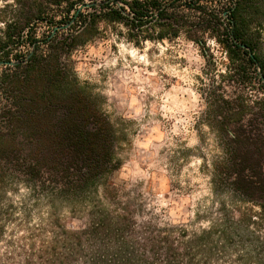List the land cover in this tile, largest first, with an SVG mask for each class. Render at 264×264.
Instances as JSON below:
<instances>
[{
	"label": "rangeland",
	"instance_id": "obj_1",
	"mask_svg": "<svg viewBox=\"0 0 264 264\" xmlns=\"http://www.w3.org/2000/svg\"><path fill=\"white\" fill-rule=\"evenodd\" d=\"M20 17L16 0H0V36L5 22L18 23ZM104 25L86 45L91 44L94 49L103 47L101 57L111 59L118 56L116 44L122 39L141 51L144 41L152 42L148 57L152 62L154 56L160 59L157 75L168 81L164 91L187 85L178 76L160 72L162 65L179 66L178 72L188 68L195 81L192 90L199 97L198 112L180 111L181 106L189 108L184 101L190 97L177 92L175 101L168 105H176L174 112L168 114L173 118L166 119L159 110L163 102L158 97L163 93L153 97L147 91H133L139 85L124 84L115 75L117 71H128L122 68L120 60L114 68H97L95 74L88 72V68L103 64V60L89 57L86 45H77L66 64L80 85L97 98L112 125L115 162L98 189L82 198L10 180L7 192L0 197V264H113L114 259L124 256L154 261L162 253L164 243L184 250L194 236L213 227L219 231L227 220L234 224L242 221L244 228L228 225L231 233L239 232L228 246L224 250L218 248L210 262L195 263L264 264V221L256 225V218L250 221L248 216H256L260 209L244 202L229 185L221 183L231 150L230 137H235L234 128L246 125L264 107L260 87H246L232 77V64L213 38H207L202 47L186 39L183 32L174 37L177 26L162 33V27L152 22L142 33L135 30L129 34L121 32L119 24ZM259 32L260 54L264 56V27ZM161 34L171 40L159 39ZM113 36L116 44L107 43ZM157 43L165 49L163 55L155 47ZM77 66H82L89 79L78 77ZM132 68L153 70L151 63H131L129 69ZM193 69L199 74H192ZM145 75L142 71L141 78ZM148 79L150 83L156 82V77ZM133 96L140 108L139 116L135 107H130ZM178 120L187 123H177ZM223 122L229 127L224 129ZM173 125L176 132L172 131ZM193 139L196 143L189 147ZM143 144L147 148L141 147ZM102 212L106 213L107 232L99 230L102 233L96 235Z\"/></svg>",
	"mask_w": 264,
	"mask_h": 264
},
{
	"label": "trees",
	"instance_id": "obj_2",
	"mask_svg": "<svg viewBox=\"0 0 264 264\" xmlns=\"http://www.w3.org/2000/svg\"><path fill=\"white\" fill-rule=\"evenodd\" d=\"M16 2L21 17L18 23L5 22L0 36V197L12 180L82 198L97 190L111 172L115 131L97 98L80 85L66 64L77 45L93 41L101 21L113 27L124 24L129 34L135 30L142 33L152 22L162 27V33L177 26L174 37L183 32L186 39L202 47L207 38H213L232 64V77L246 87L258 85L264 93L259 32L264 27V0ZM159 39L171 40L162 34ZM10 62L16 65L7 64ZM263 124L264 107L246 125L234 128L226 175L221 179L244 202L260 209L256 216L248 215L250 221L256 218V225L264 221ZM223 125L224 129L229 127L227 122ZM230 224L244 228L242 221L234 224L227 220L219 231L213 227L194 236L184 250L167 242L154 261L124 256L112 263L210 262L216 250H224L239 233H231ZM107 226L106 213L102 212L96 235L102 233L99 230L107 232Z\"/></svg>",
	"mask_w": 264,
	"mask_h": 264
},
{
	"label": "clouds",
	"instance_id": "obj_3",
	"mask_svg": "<svg viewBox=\"0 0 264 264\" xmlns=\"http://www.w3.org/2000/svg\"><path fill=\"white\" fill-rule=\"evenodd\" d=\"M104 22L101 21L97 27L98 29L102 30L104 28ZM119 30L121 32H127V29L122 25L119 24L117 25ZM107 43L109 44H116V38L113 36V38L108 41ZM211 43V41H209ZM167 42L165 41V45ZM118 48V56H112L111 59H109L107 56L101 57V52L105 51L103 47L99 49H94L91 44L86 45L88 48V56L93 57V58H100L103 60V64L97 63L94 67L88 68V72L95 74L97 68H114L117 64V61H123L122 68L126 69L128 71H117L115 72V75L119 76L124 84H129L130 82H135L139 87L137 89H133V91H138L139 93H145L146 91L153 97L157 96V93H163V95L158 97L159 101H162L163 103L160 104V114L163 115L166 119H171L173 117L169 116V113H173L174 110L176 109V105L173 103L172 107H169V102L170 101H175L176 99V93H186L190 99L187 101H184L185 104L189 105V108L185 109L184 107H180V111H191L193 114H196L198 112L197 109V100L199 99L198 95L192 90V85L195 83L193 79L190 78V72L188 68H184L182 72L177 71V67H171L168 65H162L161 68L159 69L160 72L167 73L168 76H178L181 81H183L184 85H187V87H178V86H173L169 91L165 92L164 91V84L167 83L168 81H162L160 77L157 75V64H160V59L158 57H153L154 62L149 60L148 57V51L149 49L153 48V43L150 41H144V46L141 51V49H138L137 47L134 46L132 42H126V40L122 39L118 44H116ZM156 48H159L160 54L163 55L165 49L160 46L159 43L155 44ZM189 48H191V44L188 45ZM130 57V60L125 59V57ZM131 63L135 64H142L144 66H148L151 63L152 71L147 72V69H138V68H132L129 69V65ZM82 66H77L75 71L78 74V77L80 79H89L88 76H86L85 72L81 70ZM146 72V75L141 78V72ZM192 74H199L198 70L193 69ZM149 77H156V82L150 83L149 82ZM98 82V81H97ZM147 85V88L144 86ZM111 94V93H110ZM137 100L133 96L131 100L130 107H135V112L136 115H140V108L136 107L137 105ZM156 112V104L153 103L152 105V114H155ZM189 120L191 117L188 118ZM177 123H183L186 124L187 121H180L178 120ZM186 130V129H185ZM155 131V129H153ZM173 132H176V127L173 125L172 128ZM159 138V137H157ZM196 143V140H191L189 142V147H191L193 144ZM147 144L141 145V147L147 148ZM151 167V165H150ZM175 222V221H174ZM203 227L207 228V224H203Z\"/></svg>",
	"mask_w": 264,
	"mask_h": 264
},
{
	"label": "water",
	"instance_id": "obj_4",
	"mask_svg": "<svg viewBox=\"0 0 264 264\" xmlns=\"http://www.w3.org/2000/svg\"><path fill=\"white\" fill-rule=\"evenodd\" d=\"M95 5L99 6V5H100V3H96ZM88 6H91V5H88ZM7 64H9V65H11V66H14V65H16V63H14V62H10V63H7ZM0 65H1V64H0Z\"/></svg>",
	"mask_w": 264,
	"mask_h": 264
}]
</instances>
